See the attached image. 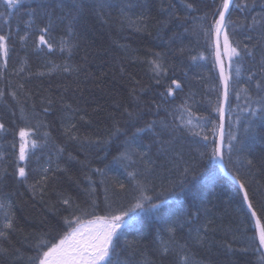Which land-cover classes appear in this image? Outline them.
Returning <instances> with one entry per match:
<instances>
[{
  "label": "trees",
  "instance_id": "16d2710c",
  "mask_svg": "<svg viewBox=\"0 0 264 264\" xmlns=\"http://www.w3.org/2000/svg\"><path fill=\"white\" fill-rule=\"evenodd\" d=\"M39 2L8 9L0 0V35L8 49L7 57L0 54V231L6 233L0 247L8 249L0 264H30L39 240L53 241L67 230L64 217L86 223L106 215L109 205L127 207L136 181L147 186V195L164 192L169 219L141 214L125 225L114 239L113 264H184V256L189 264H261L259 234L242 191L209 158L218 145L223 83L214 31L206 36L204 29L218 19L222 0H79L83 11L70 33L68 20L59 18L78 0H64L63 10L57 0H43L53 6L47 33L40 29L49 19L31 13ZM99 3L110 7L101 10ZM226 24L241 56L229 67L222 55L231 76L224 163L246 181L264 223V0H234ZM41 35L47 43H40ZM244 45L253 55L244 54ZM220 46L223 53V34ZM153 122L152 130L137 134L129 158H121L125 133ZM116 127L124 132L113 135ZM22 128L30 130L29 144L37 142L25 161L18 159ZM230 132L239 141L232 142L239 150L231 159ZM190 165L197 167L195 178L188 176L181 190V173ZM130 172L137 173L135 181ZM119 183L127 188L121 191ZM76 205L89 214L75 211ZM177 217L175 242L164 254L161 241L169 240L167 229ZM9 220L11 229L5 228Z\"/></svg>",
  "mask_w": 264,
  "mask_h": 264
},
{
  "label": "snow or ice",
  "instance_id": "6c2138e0",
  "mask_svg": "<svg viewBox=\"0 0 264 264\" xmlns=\"http://www.w3.org/2000/svg\"><path fill=\"white\" fill-rule=\"evenodd\" d=\"M23 0H5V6L8 9H15L18 5L22 4ZM232 0H222V5L218 9L217 15L218 19L215 20L214 25L210 26L208 29H204L205 35L208 36L213 33L215 35V57L216 63L220 67V78L223 83V102L226 104L229 100V81L231 79L230 74L225 73L224 61L222 59V55H226L229 60V67H231V62L234 57H240L241 52L237 50L236 47H232V44L229 40V35L227 32V24L226 14L229 13L230 4ZM55 7H59L63 10L65 7L64 0H57ZM97 8L103 10L104 8L110 7V5L106 3H99L96 5ZM188 8H192L191 4L187 5ZM237 8L241 6L239 4L236 5ZM83 11L82 3L78 2L72 5L71 8L68 9L65 16L60 17L59 19H67L68 20V31L69 33L72 31L73 24L79 19L81 13ZM32 15H36L39 13L41 16L47 17L49 19V23L46 27L40 29L42 33H47L49 29L53 27L54 21L53 17V6L51 4L43 3V0L37 4V7L31 10ZM0 15H4L0 13ZM232 23L231 21H228ZM223 34V53L221 52L220 46V36ZM24 39V37H21ZM40 43H47L44 35L39 37ZM6 37L0 35V54L4 57H7L8 49L5 43ZM51 48V45H48ZM245 55H253L251 49L248 48V45H244ZM159 55V54H157ZM193 59H196L193 57ZM261 71L264 72V53L261 54ZM154 70H159L161 68L160 64L153 61ZM237 74H239V69H237ZM251 79V77H249ZM159 83V80L157 81ZM172 83L176 86V88L180 87V84L173 80ZM22 87V86H21ZM259 87V85H258ZM172 89H168V93H172ZM247 91V90H245ZM3 95V92L0 91V96ZM15 96V93H12ZM237 99H239V95L237 94ZM250 99V97H249ZM261 106L264 107V96L260 97ZM187 110V109H186ZM127 111V109H125ZM189 115H191L190 110ZM220 113L221 124H220V140L221 143L214 146L211 149L210 159L214 160L217 163L223 165L224 160V151H223V119H224V108L223 106L218 107L216 109ZM255 115V109L252 112ZM129 117H133L134 114L129 112ZM138 118V117H137ZM262 119H264V113H262ZM153 123H149L145 125V127H135V130L129 136L125 133V141L124 143L128 146L124 152L121 153V158L128 159L129 151L132 149V145L135 143L137 139V134L144 132L147 128L148 130L153 129ZM188 125H192V120L188 119L186 121ZM75 127V125H73ZM195 127V126H193ZM251 128L250 125L245 127V132H248ZM4 129V125L0 124V130ZM192 131V129H190ZM30 130H26L24 128L20 129V146H19V156L18 159L20 161H25L28 158V150L29 147L36 148L37 142L32 140L29 144V141L26 137L29 136ZM124 132L120 127H116V133ZM215 132V129H213ZM195 135H200V132H193ZM204 139L207 140L208 137L204 136ZM237 140V136L234 133L228 134V144L227 151L229 155V159H231V154L236 149V146L232 143ZM163 147L161 151H163ZM61 151H63L61 149ZM141 157L147 155V153H139ZM205 155L204 152L200 153L201 158ZM248 165H253V161L251 159L247 160ZM47 171V170H45ZM97 171H101L97 169ZM197 172L196 165H190L184 168L181 173L182 179L179 181V187L183 190L184 184L187 180L188 176H192L195 178ZM18 174L21 178L26 177V171L24 167L18 168ZM135 181L137 173L130 172L128 174ZM233 180L239 184V190L243 192L242 200L247 202V207L251 211V215L253 217L256 216V212L253 209V205L249 198V193L245 190L246 181H242L238 171L233 172L232 174ZM176 185H173L175 187ZM118 187L121 191H124L127 186L123 183H119ZM147 186L139 181H136L132 188V192L136 193L132 197V201L128 204L127 207H120L116 209H112L109 205L110 211L104 216H95L93 220L88 221L87 223L82 222L80 216H76L74 219L64 217L63 224L66 227V231L63 232L62 235L59 236L58 239L53 241H44L39 240L36 244V256L29 257L30 264H113L111 260V256L115 252L114 239L118 237L120 234V230L127 224L134 222L135 218L140 216L141 214L149 215L155 217L160 222H167L169 219L170 211L167 208L168 197L164 194V192H154L152 195H147ZM166 191L170 192L171 189H167ZM64 204L68 205L70 203L69 199H65L63 201ZM264 208V205H262ZM75 211H79L81 215H88L87 208H81L79 205H76ZM179 224V217L173 220L169 225L167 231L170 234L168 241H161L162 252L167 254L170 251L169 243H174V234L177 230V225ZM182 227V225H180ZM256 226L259 229V246L264 247V223H261L260 219L257 218ZM5 228L11 229L12 222L9 220L5 224ZM0 236H6L5 232L0 231ZM198 242H201L198 238ZM8 249L4 247H0V253H7ZM184 264H189L188 257L184 256L181 258ZM261 264H264V260L261 261Z\"/></svg>",
  "mask_w": 264,
  "mask_h": 264
},
{
  "label": "water",
  "instance_id": "95a60500",
  "mask_svg": "<svg viewBox=\"0 0 264 264\" xmlns=\"http://www.w3.org/2000/svg\"><path fill=\"white\" fill-rule=\"evenodd\" d=\"M233 3H234V0H232V3L230 4V10H229V13H230V11H231V8H232V5H233ZM229 13H227L226 14V21H227V18H228V15H229ZM226 21H225V23H226ZM222 35V34H221ZM220 39H221V36H220ZM214 42H215V35H214ZM214 46H215V43H214ZM215 59H216V57H215ZM217 64V63H216ZM217 68H218V71H219V74H220V67H219V65L217 64ZM225 73H226V71H225ZM228 102H229V100H228ZM228 102L225 104L224 102H223V108H224V119H223V136H224V139H223V149H224V143H225V133H226V125H225V118H226V114H227V107H228ZM221 122V121H220ZM221 124V123H220ZM220 133H221V129H219V136H218V144H220L221 143V140H220ZM219 165H220V167H221V169H222V171H223V173H224V175L225 176H228L231 180H232V182L234 183V184H236L237 186H238V188H239V184H237L236 183V181L235 180H233V178H232V175H230L228 172H227V169H226V167H225V164H224V160H223V165H221L220 163H219ZM242 194H243V192H242ZM246 205H247V202H246ZM252 210H254V208L252 209ZM250 211V210H249ZM255 211V210H254ZM256 212V211H255ZM250 213H251V211H250ZM253 217V216H252ZM257 218H259L258 217V215H257V213H256V216L255 217H253V220H254V222H255V225H256V220H257ZM260 219V218H259ZM261 221V220H260ZM262 223V222H261ZM256 228H257V226H256ZM257 231H258V234H259V229L257 228ZM263 249H264V247H263Z\"/></svg>",
  "mask_w": 264,
  "mask_h": 264
},
{
  "label": "bare ground",
  "instance_id": "6f19581e",
  "mask_svg": "<svg viewBox=\"0 0 264 264\" xmlns=\"http://www.w3.org/2000/svg\"><path fill=\"white\" fill-rule=\"evenodd\" d=\"M223 59V58H222ZM223 91H224V88H223ZM227 109H228V107H227ZM225 120H227V114H226V118H225ZM220 121H221V117H220ZM221 123V122H220ZM225 125H226V129H227V124H226V121H225ZM221 168V167H220ZM222 170V169H221ZM223 172V171H222ZM227 172L230 174V175H232V173L229 171V170H227ZM224 174V173H223ZM230 181H232L228 176H226ZM262 251H263V255H264V249H263V247H262Z\"/></svg>",
  "mask_w": 264,
  "mask_h": 264
},
{
  "label": "rangeland",
  "instance_id": "374dc122",
  "mask_svg": "<svg viewBox=\"0 0 264 264\" xmlns=\"http://www.w3.org/2000/svg\"><path fill=\"white\" fill-rule=\"evenodd\" d=\"M87 223V222H86Z\"/></svg>",
  "mask_w": 264,
  "mask_h": 264
}]
</instances>
